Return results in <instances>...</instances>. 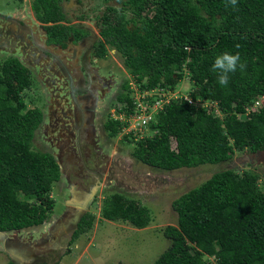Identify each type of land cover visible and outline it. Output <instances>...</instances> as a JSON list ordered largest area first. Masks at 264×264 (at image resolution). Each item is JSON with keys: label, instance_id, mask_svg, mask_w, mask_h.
Listing matches in <instances>:
<instances>
[{"label": "trees", "instance_id": "16d2710c", "mask_svg": "<svg viewBox=\"0 0 264 264\" xmlns=\"http://www.w3.org/2000/svg\"><path fill=\"white\" fill-rule=\"evenodd\" d=\"M101 1L105 7L96 15V57L105 58L109 47L116 50L142 91L173 89L184 69L193 84L188 98L164 104L149 122L153 133L138 139L131 151L137 161L170 171L227 161L235 151H264V0H237L235 8L228 0ZM61 2L31 0L30 8L47 42L65 46L89 30L70 23ZM117 7L131 15L124 18ZM225 51L238 52L246 65L230 75L226 88L211 71L215 57ZM32 83L30 70L16 57L0 60V231L4 232L44 223L54 207L52 185L61 176L50 152L32 149L43 116L39 107L25 103L23 92ZM121 89L115 101L124 105L119 111L129 115L134 107L130 83L124 81ZM196 100L214 102L222 116L196 106ZM125 124L107 118L103 129L112 138ZM258 178L252 171L225 169L176 198L172 207L177 224L163 228L169 245L152 264H264V189ZM100 214L136 228L146 227L151 219L146 206L119 193L104 198ZM92 219L90 212L81 215L70 240L88 231Z\"/></svg>", "mask_w": 264, "mask_h": 264}, {"label": "rangeland", "instance_id": "374dc122", "mask_svg": "<svg viewBox=\"0 0 264 264\" xmlns=\"http://www.w3.org/2000/svg\"><path fill=\"white\" fill-rule=\"evenodd\" d=\"M30 2L31 0H25L22 5L19 4V0H0V9L12 11L15 7H20L15 15L20 20L30 23V26L42 35L43 32L39 29L41 25H37L34 20ZM61 5L69 22L88 27L90 33L83 41L80 40L75 45L70 42L64 50H59L58 47H47L59 59L65 58V66L68 70H64L54 58L47 56L46 60L40 61L45 65L42 66L43 68L40 65H30L33 83L23 92L27 107H39L45 115V120L35 130L32 149L51 152L59 161L61 176L53 183L50 192L54 207L50 217L44 223L5 232L4 235L0 234V264L9 260L17 264L41 262L48 264H152L169 245V240L162 235L163 228L177 224V213L172 207V202L188 190L199 186L213 173L225 169H231L237 173L243 171L256 173L259 177V186L264 189V151H235L231 159L227 161L170 171L149 167L137 161L131 155V151L138 139L153 133L149 123L139 128L135 125L136 121L132 120L129 131L125 126L112 138L108 137L103 129V123L107 118L121 116L123 120L129 117L124 111H119V108L124 105L115 101L117 94L122 91L121 84L124 81L130 83L131 98L133 101H141L144 107L148 105L149 108L146 110L153 112L151 119L153 120L155 114L160 111L152 106L154 100L161 98V101L167 103L175 98H188V93L193 88L189 80L190 74L184 69L183 78L173 89L156 87L147 90V96L144 97L145 90H139L132 82L124 68L122 56L116 50L109 47L105 58H97L93 54L92 45L99 39L96 15L104 10L105 3L101 0H62ZM74 53L76 62L72 64L69 56ZM10 56L17 55L0 52V60ZM88 60L99 74L111 81L109 89H105L104 92L99 91L98 96L103 94L95 103L92 117L88 118L89 115L86 113L83 115L82 126L87 132L81 131L80 139L81 144H87V152H89L85 160L92 168V172L79 166L80 160L75 145L74 131L76 130L71 126L70 121L76 117L73 113L74 104L70 98L69 79L73 80L72 84L82 80L78 85L81 87L86 81L82 63L86 64ZM22 62L29 67L26 61ZM49 64L52 67H49ZM74 67L83 79L79 77ZM70 72L71 77L68 75ZM47 77L54 82L49 84L46 81ZM72 94L80 98L82 92L73 90ZM55 100L59 101L65 110L64 121L68 126L63 132L58 127L45 129V124L51 122ZM78 102L80 108H87L90 105L88 102L80 103V100ZM193 103L222 116L212 101L196 100ZM54 112L56 114L57 111ZM79 119L80 117L78 123ZM93 141L96 148L91 145ZM59 145L63 146L62 150H59ZM70 190L73 192L72 195ZM115 193L146 206L151 216L149 224L144 228H136L122 221L103 218L100 214L101 204L105 197ZM21 199L24 198L21 197ZM86 212H90L93 216L91 228L71 241L72 232L79 218ZM204 258L214 262L212 257Z\"/></svg>", "mask_w": 264, "mask_h": 264}, {"label": "flooded vegetation", "instance_id": "af4514ba", "mask_svg": "<svg viewBox=\"0 0 264 264\" xmlns=\"http://www.w3.org/2000/svg\"><path fill=\"white\" fill-rule=\"evenodd\" d=\"M24 3H25V0H19V4L23 5ZM19 8L20 7H18V8L15 7L14 9H19ZM62 9H63V7H62ZM7 11L8 10L0 9V49H4L6 51H10L12 49H15L16 53H18V56H19L16 58L19 61H21V63H23L22 62L23 60L26 61L29 65V67L26 65L25 66L28 69H30V65H34V66L40 65L41 68H43L42 66L44 64H42V62H40V61L42 59L46 60L48 57H50V58H54V60L60 66H62V68H64V70H66V71L68 70L67 66H65V61H64L65 58L60 57V59H59L56 55H53L51 50H49L47 47H49V46L50 47H58L59 50H64L68 47V44L70 42L75 45L78 41L77 42L67 41L65 46H62V45L56 44V43H49V42H47V37H46L44 29L42 28V24L39 21H37L35 19L38 22L37 25H41L39 29L42 30V32H43L42 35L39 33V31L34 30L33 26L30 27L29 25H27L26 22L17 18L15 14H14V16H12L11 14L6 13ZM67 19H68V17H67ZM9 22H11L10 26L7 25V23H9ZM79 25H82V24H79ZM13 27L16 30H13L14 29ZM83 27H85L89 30V32H88V34H89L90 29L86 26H83ZM88 34L80 40L83 41L84 38H86L88 36ZM95 43L92 45V48L94 47ZM75 56H76L75 53L72 54V56H69V60H70V62H72V64H74L76 62ZM82 66H83L82 70L84 72V75L86 76V77L84 76L86 81L82 84V86L81 87L78 86L82 80H80V82L78 81L76 84L75 83L72 84L73 80L69 79V88L71 91L70 98L74 104L75 109H74L73 113H74V117H76L74 120L71 119L70 121H71V126L74 127V130H76V131H74L75 137H76L75 138L76 139L75 145H76V151L78 153V158L80 160L79 166L82 169L84 168L85 170H90L92 172L93 171L92 168H90L88 166V164L85 160L86 154H88V152H89V151L87 152V144H83V143L81 144V139H80L81 131H86V129L83 128V126H82V123H84L83 115H84V113H86L89 115L88 118L92 117V114H94L95 103L99 99V97L103 94L102 93L100 96H98V94H100L99 91L104 92L105 89H109L111 81L108 80L107 78H105L104 76H102L101 74H99L97 69H95L91 66L89 60H88V62H86V64L82 63ZM49 67H52L51 64H49ZM74 68H75V71L78 73L79 77L81 79H83V76H81V74L76 69V67H74ZM75 71H73V73ZM68 75H69V77H71V75H72L71 72ZM46 79H48L46 81H48L49 84L54 82V80H51L50 77H47ZM49 80H51V81H49ZM73 90L82 92V94L80 95V98H77L75 95L72 94ZM79 100H80V103L81 102H88L90 105L87 108L86 107L80 108L79 102H78ZM54 105H55L53 108L54 110L52 109V116H51V120H50L51 122H48V124H45V129H49V128L53 129V128L58 127L63 132L65 129H67V126H68V125H66L67 124L66 121H64V115L63 114L65 113V110H63L60 102L57 100L54 101ZM55 110L57 111L56 114H54ZM42 114H43V116H42L41 123L43 122V120H45V115H44V113H42ZM62 115H63V117H62ZM79 117H80V119H79L80 122L78 123ZM47 121H49V120H47ZM57 122L59 124H57ZM41 123H40V125H41ZM75 123H77V125ZM94 143H95V141H93L91 143V145L96 148V145ZM58 148H59V150H62L63 146L59 145ZM97 181H98V179H97ZM70 193H71V195L73 194L72 190H70Z\"/></svg>", "mask_w": 264, "mask_h": 264}, {"label": "clouds", "instance_id": "9594fccd", "mask_svg": "<svg viewBox=\"0 0 264 264\" xmlns=\"http://www.w3.org/2000/svg\"><path fill=\"white\" fill-rule=\"evenodd\" d=\"M228 5L235 8L237 6V0H228ZM115 11L124 18H128L131 15L130 12L122 10L119 7H117ZM237 47H239V45H237ZM245 66L246 65L241 62V57L238 52L233 54L225 51L215 57L211 66V71L216 74L217 83L221 87L226 88L230 81V75L235 73L238 67L240 70H243Z\"/></svg>", "mask_w": 264, "mask_h": 264}, {"label": "built area", "instance_id": "2783aa9c", "mask_svg": "<svg viewBox=\"0 0 264 264\" xmlns=\"http://www.w3.org/2000/svg\"><path fill=\"white\" fill-rule=\"evenodd\" d=\"M147 96V90H145L144 92V97ZM147 102H149L148 100H146ZM191 101V100H189ZM135 103V104H134ZM168 103V102H167ZM134 107H133V111L128 115L129 117L127 118H121L118 117L119 120L124 121L126 124L124 125V127L126 126L128 129V131L130 130V125L132 126L131 121L135 120L136 124L139 128L144 127L146 124L149 123V121L152 119V111L149 110L147 111L146 108L148 109L149 106L147 105L146 107L143 106L142 102L140 101H133ZM166 104L165 102L161 101V98H158L156 100H154V102L152 103V106L155 108V110L159 109L161 110L163 108V105ZM258 104V101L255 102L254 106H252V110L254 109V107H256ZM144 107V108H143ZM148 113V114H147Z\"/></svg>", "mask_w": 264, "mask_h": 264}, {"label": "crops", "instance_id": "0c3cea01", "mask_svg": "<svg viewBox=\"0 0 264 264\" xmlns=\"http://www.w3.org/2000/svg\"><path fill=\"white\" fill-rule=\"evenodd\" d=\"M17 10L18 9H14V10H12V11H7L6 13H8V14H11L12 16H14V14L17 12ZM34 15V14H33ZM16 17H17V15H16ZM18 18V17H17ZM35 18V17H34ZM35 20V19H34ZM35 22L36 23H38L36 20H35ZM27 23V25H31L30 23H28V22H26ZM10 24H11V22H9V23H7V25H9L10 26ZM31 27V26H30ZM14 28V27H13ZM13 30H16L15 28L13 29ZM11 36V35H10ZM0 52H3V53H7V54H14V55H17V56H15V57H19L18 56V54L16 53V50L15 49H12V50H10V51H6V50H4V49H0ZM10 57H14V56H10ZM24 61V60H23Z\"/></svg>", "mask_w": 264, "mask_h": 264}, {"label": "water", "instance_id": "95a60500", "mask_svg": "<svg viewBox=\"0 0 264 264\" xmlns=\"http://www.w3.org/2000/svg\"><path fill=\"white\" fill-rule=\"evenodd\" d=\"M57 162H58V164H59V161H57ZM4 233H5L4 231H0V234H3V235H4Z\"/></svg>", "mask_w": 264, "mask_h": 264}]
</instances>
